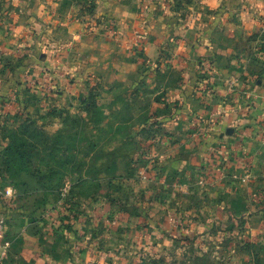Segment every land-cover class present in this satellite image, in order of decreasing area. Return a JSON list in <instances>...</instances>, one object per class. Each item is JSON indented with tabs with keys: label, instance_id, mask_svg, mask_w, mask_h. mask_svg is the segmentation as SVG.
I'll return each mask as SVG.
<instances>
[{
	"label": "rangeland",
	"instance_id": "374dc122",
	"mask_svg": "<svg viewBox=\"0 0 264 264\" xmlns=\"http://www.w3.org/2000/svg\"><path fill=\"white\" fill-rule=\"evenodd\" d=\"M262 39L250 40L248 63H264ZM231 57L242 63V52ZM141 58L137 72L154 76L158 67ZM218 60H199L200 75ZM107 76L92 63L83 96L62 106L40 95L25 120L0 135V191L16 188L0 195L8 226L0 264L36 263L40 252H54L56 264H264V194L254 195L260 183H242L249 168L205 166L191 142L184 152L180 142L164 145V93L145 79ZM247 158L255 172L264 156ZM226 172L232 180H223Z\"/></svg>",
	"mask_w": 264,
	"mask_h": 264
},
{
	"label": "crops",
	"instance_id": "0c3cea01",
	"mask_svg": "<svg viewBox=\"0 0 264 264\" xmlns=\"http://www.w3.org/2000/svg\"><path fill=\"white\" fill-rule=\"evenodd\" d=\"M250 35L264 38V0H0V135L18 127L40 95L62 106L83 96L93 63L110 73L106 82L157 86L169 105L161 117L164 145L180 142L184 152L191 142L205 166L248 167L242 183H260V197L264 158L254 172L256 161L247 157L264 156V63L247 62ZM236 51L242 63H232ZM141 56L158 67L154 76L137 72ZM205 57L224 63L200 75L197 62ZM162 156L168 163L170 155ZM227 172L223 180H232ZM229 193L246 194L235 187ZM7 232L5 222L4 241ZM54 254L40 252L32 264H56Z\"/></svg>",
	"mask_w": 264,
	"mask_h": 264
},
{
	"label": "built area",
	"instance_id": "2783aa9c",
	"mask_svg": "<svg viewBox=\"0 0 264 264\" xmlns=\"http://www.w3.org/2000/svg\"><path fill=\"white\" fill-rule=\"evenodd\" d=\"M14 188L12 186H5L2 191H0V195L11 197L14 195ZM4 230H5V219L3 216L0 215V247L2 244L5 246L7 245V242L4 243ZM4 250H2V253Z\"/></svg>",
	"mask_w": 264,
	"mask_h": 264
},
{
	"label": "trees",
	"instance_id": "16d2710c",
	"mask_svg": "<svg viewBox=\"0 0 264 264\" xmlns=\"http://www.w3.org/2000/svg\"><path fill=\"white\" fill-rule=\"evenodd\" d=\"M8 146V145H7ZM13 187V186H12ZM14 188V187H13ZM14 190L16 191V188H14Z\"/></svg>",
	"mask_w": 264,
	"mask_h": 264
}]
</instances>
